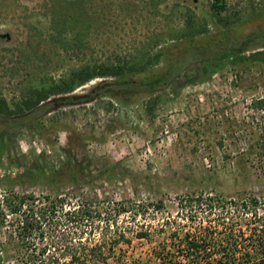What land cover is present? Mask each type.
<instances>
[{
  "label": "rangeland",
  "instance_id": "obj_1",
  "mask_svg": "<svg viewBox=\"0 0 264 264\" xmlns=\"http://www.w3.org/2000/svg\"><path fill=\"white\" fill-rule=\"evenodd\" d=\"M212 1L0 0V95L12 105L29 87L84 62L130 61L157 39L170 46L175 35L215 34L222 22L264 34V0H225L219 16ZM79 30L75 47L71 35ZM258 41L246 43L245 53L258 50ZM44 120L60 128L43 136L18 129L8 158L0 159V212H6L1 199L13 192L62 198L63 205L43 225V241L35 237L32 245L17 238L8 215L0 227V264H24L17 249L39 250L45 242V255L58 256L79 242L101 243L103 264H166L170 257L177 264H215L210 240L189 256L182 237L222 236L229 221L205 218L180 201L199 192H216L224 202L264 200V62L221 69L205 83L168 86L153 102L102 97L54 108ZM78 202L90 214L73 222L65 212ZM246 219L234 227L241 247L264 230L261 219Z\"/></svg>",
  "mask_w": 264,
  "mask_h": 264
},
{
  "label": "trees",
  "instance_id": "obj_2",
  "mask_svg": "<svg viewBox=\"0 0 264 264\" xmlns=\"http://www.w3.org/2000/svg\"><path fill=\"white\" fill-rule=\"evenodd\" d=\"M210 6L217 16L226 10L225 0H213ZM222 23L223 29L208 36L201 35L202 30L175 35L171 38L170 46L163 44L166 40L157 39L130 61L92 64L84 62L58 79L49 77L41 85L29 87L12 105L0 95V159L5 156L8 158L10 143L18 129H27L32 134L43 136L50 130L60 128V124L53 121L45 124L44 117L54 108L86 104L102 97L125 105L136 102L141 97H147L149 102H153L168 86L179 89L195 82L205 83L221 69L234 68L236 65L248 67L253 63L264 62V34L260 30L253 29L252 32L244 34L245 23ZM71 36L73 44L78 43L75 47H79L80 30ZM258 36L262 40L254 43L258 50L253 48L255 51L245 53L247 47L244 45L253 43ZM162 60H165L164 64L158 67ZM95 78L101 80L89 91L73 93L76 88ZM152 97L154 99L150 100ZM51 119L52 117L48 118ZM62 127L66 128L65 125ZM245 162L241 156L236 160L237 167L244 168ZM46 198L42 200L32 194L20 195L14 192L5 195L1 204L6 212H0V227L10 215L8 222L13 225L18 239L26 240L31 245L35 237L43 241V225L53 219L50 215L55 214V207L63 205L62 198L56 201ZM180 205H184L191 212L203 213L205 218L214 216L218 221H229V227L225 228L222 236L207 234L200 238L185 233L182 239L189 256L200 253L205 247L202 243L210 240L216 249L215 264H264V230L252 233L249 243L243 247L238 245L236 237L239 238V235L234 232L235 223L240 224L239 228H242L243 222L248 223V214L249 217L264 222V212H258L259 209L264 211V200L259 202L252 196L224 202L216 192H199L186 195ZM89 212L87 205L78 202L76 206L69 207L65 215L75 222L89 215ZM239 231L240 229L236 230L238 233ZM17 250L26 260L24 264H103L100 262L103 254L101 243L89 246L79 242L59 256L56 253L45 255L50 250L47 242L39 250L32 247H25L24 251L21 248ZM166 264L177 263L170 257Z\"/></svg>",
  "mask_w": 264,
  "mask_h": 264
}]
</instances>
